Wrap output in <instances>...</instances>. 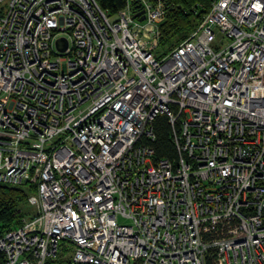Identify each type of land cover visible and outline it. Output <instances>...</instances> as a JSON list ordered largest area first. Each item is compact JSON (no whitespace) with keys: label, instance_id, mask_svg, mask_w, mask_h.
Segmentation results:
<instances>
[{"label":"built area","instance_id":"built-area-1","mask_svg":"<svg viewBox=\"0 0 264 264\" xmlns=\"http://www.w3.org/2000/svg\"><path fill=\"white\" fill-rule=\"evenodd\" d=\"M171 4L0 0V182L34 207L6 264H264V0H212L158 56Z\"/></svg>","mask_w":264,"mask_h":264},{"label":"trees","instance_id":"trees-1","mask_svg":"<svg viewBox=\"0 0 264 264\" xmlns=\"http://www.w3.org/2000/svg\"><path fill=\"white\" fill-rule=\"evenodd\" d=\"M103 9L110 14L123 6L125 0H97ZM212 0H172L168 7L166 20L160 25L161 35L157 55L161 56L179 45L188 37L204 19L211 9ZM160 50V51H159ZM155 138L150 145L155 151V157L177 159L178 152L173 138V132L168 117L159 114L154 119ZM28 192L21 186L0 182V233L22 224V219L29 212L23 205L28 204ZM0 264H6L5 257L0 252ZM207 264H214L209 258Z\"/></svg>","mask_w":264,"mask_h":264},{"label":"rangeland","instance_id":"rangeland-1","mask_svg":"<svg viewBox=\"0 0 264 264\" xmlns=\"http://www.w3.org/2000/svg\"><path fill=\"white\" fill-rule=\"evenodd\" d=\"M168 13H169V11L167 10V12H166V17H167V15H168ZM166 17H165V19L163 20V21H165L166 20ZM188 36H189V34H188ZM223 43H224V45H227L228 44V39H224L223 40ZM159 48V46L157 47V49ZM157 49H156V51H157ZM160 51V50H159ZM23 208H24V210H26V212H29V214H28V216L29 215H31L32 213H33V211H34V207H32V206H30V205H27V204H24L23 205ZM120 221H124L123 219H120Z\"/></svg>","mask_w":264,"mask_h":264},{"label":"water","instance_id":"water-1","mask_svg":"<svg viewBox=\"0 0 264 264\" xmlns=\"http://www.w3.org/2000/svg\"><path fill=\"white\" fill-rule=\"evenodd\" d=\"M141 19H143V17ZM57 45L61 51H64L68 46V41L65 37L59 38L57 40Z\"/></svg>","mask_w":264,"mask_h":264}]
</instances>
